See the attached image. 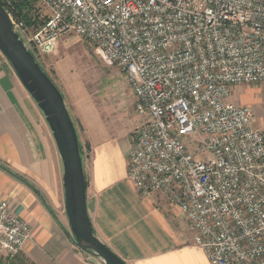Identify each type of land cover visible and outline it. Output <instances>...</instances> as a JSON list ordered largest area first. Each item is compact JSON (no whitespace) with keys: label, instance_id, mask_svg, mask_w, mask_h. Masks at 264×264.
Wrapping results in <instances>:
<instances>
[{"label":"built area","instance_id":"1","mask_svg":"<svg viewBox=\"0 0 264 264\" xmlns=\"http://www.w3.org/2000/svg\"><path fill=\"white\" fill-rule=\"evenodd\" d=\"M38 1L41 27L12 19L31 54H53L64 35L86 40L146 117L127 157L137 192L178 210L209 264H264V130L231 93L264 84V0ZM31 241L0 202V256Z\"/></svg>","mask_w":264,"mask_h":264},{"label":"crops","instance_id":"2","mask_svg":"<svg viewBox=\"0 0 264 264\" xmlns=\"http://www.w3.org/2000/svg\"><path fill=\"white\" fill-rule=\"evenodd\" d=\"M124 82L113 99L120 96L126 105H134ZM56 86L68 111L67 97L72 96ZM232 93L235 103L257 104V113L264 110V84L234 86ZM100 105L85 99L77 108L89 148L83 168L95 237L126 264H209L193 245L178 210L162 195L142 197L128 179L127 157L146 117L134 110L125 116L118 137L109 138ZM0 202L31 230L32 241L19 252L31 264H95L69 237L62 164L52 134L14 72L6 68L0 69Z\"/></svg>","mask_w":264,"mask_h":264},{"label":"water","instance_id":"3","mask_svg":"<svg viewBox=\"0 0 264 264\" xmlns=\"http://www.w3.org/2000/svg\"><path fill=\"white\" fill-rule=\"evenodd\" d=\"M0 55L36 104L52 134L62 164L64 209L72 243L82 252L93 253L104 264H126L93 234L87 210L83 157L63 96L14 31L12 18L1 4Z\"/></svg>","mask_w":264,"mask_h":264},{"label":"rangeland","instance_id":"4","mask_svg":"<svg viewBox=\"0 0 264 264\" xmlns=\"http://www.w3.org/2000/svg\"><path fill=\"white\" fill-rule=\"evenodd\" d=\"M16 1L18 0H3V4L6 8L11 10L12 3ZM30 4L33 14L37 15L39 18L38 23L39 21H43L44 18L47 20L48 14L38 0L30 2ZM39 24L33 26L32 30L42 26H39ZM33 55L42 70L54 80V85H58V87L63 90L66 97L68 93L72 96L67 97V107L77 132L83 161L87 162L89 158V148L85 141L84 130L77 118V108L84 103L85 99L94 104H101L99 112L103 123H105V136L117 138L122 131L121 126L125 116L134 112V105H126L123 97L122 99L120 96H117L115 100L112 96V93H114L117 87L122 84L126 85L124 76L116 68H110L104 65L96 56L92 46L86 40L72 34L64 35L58 39L53 54L40 56L35 53ZM237 86H246L247 88L252 85ZM260 105L264 106V103ZM113 106L116 107V111L112 110ZM250 107L256 119L255 126L264 130V110L261 113H257V104L251 105ZM126 108H128L129 111L126 112ZM111 112H113V114H111ZM84 114L82 115L83 118ZM87 121L90 122L89 117ZM18 256L21 255L17 254V257ZM88 256L89 260L95 264H104L99 258L94 256L93 253H90ZM14 258L15 256L8 259L12 260ZM1 259L5 260L7 258L0 256V260Z\"/></svg>","mask_w":264,"mask_h":264},{"label":"trees","instance_id":"5","mask_svg":"<svg viewBox=\"0 0 264 264\" xmlns=\"http://www.w3.org/2000/svg\"><path fill=\"white\" fill-rule=\"evenodd\" d=\"M32 1H36V0H18L16 2H13L11 10L6 8L4 4H1V5L9 13V15L11 16V18L14 21H22L24 23V25H26L29 28H32L33 26H36L39 23H40L39 26L43 25L46 21V18H44V20H43L44 22L39 21V23H38V20H39L38 16L34 15L32 12V7L30 4V2H32ZM45 74L50 78V80L52 82H54V80L47 73H45ZM53 84H55V83H53ZM80 149H81V147H80ZM0 264H31V263L28 262L24 257H22V256L17 257V255H16L15 258L12 260H9L8 258L5 260L1 259Z\"/></svg>","mask_w":264,"mask_h":264}]
</instances>
